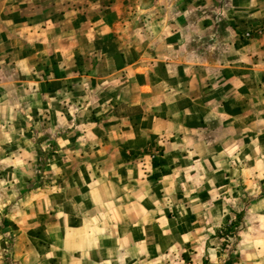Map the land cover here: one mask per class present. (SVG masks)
<instances>
[{
  "label": "rangeland",
  "instance_id": "1",
  "mask_svg": "<svg viewBox=\"0 0 264 264\" xmlns=\"http://www.w3.org/2000/svg\"><path fill=\"white\" fill-rule=\"evenodd\" d=\"M72 47L0 74L27 85L0 105L2 163H27L0 184L27 232L17 252L0 210V264H51L74 213L108 264L115 247L123 264H264V0H127L109 59Z\"/></svg>",
  "mask_w": 264,
  "mask_h": 264
},
{
  "label": "crops",
  "instance_id": "2",
  "mask_svg": "<svg viewBox=\"0 0 264 264\" xmlns=\"http://www.w3.org/2000/svg\"><path fill=\"white\" fill-rule=\"evenodd\" d=\"M126 2L127 0H114V2L108 0H0V74L17 76L19 77L17 81L20 82V77L31 75V72L20 68L23 63L27 64V61L42 60L44 53H51V57L56 44L74 45L72 49H64L67 52L66 55L64 53L60 54L64 58L70 56L69 58L74 59L77 56L83 60L96 58L103 61L109 59L110 55H107L103 48L110 40V33L116 26L117 20L122 14V6ZM112 41L117 42L115 39ZM14 60L16 63L19 61L18 69L12 63ZM34 67L37 71V62ZM25 83L11 85V81H9L0 84V105L5 103L7 106H13L12 101H15L16 98H14L12 92L17 91L18 95L23 92L26 93L27 85ZM2 91L10 94L2 96ZM11 115L16 116V112L12 108ZM21 154L19 151L16 154L9 153L8 159L10 161L8 164H3V158L0 157V184L7 180L4 172H7L8 176L9 173L24 170L23 165L27 166L26 159L24 160L25 154L23 153V156ZM16 161H18L17 164L14 163ZM210 168L215 173H218V170L222 172L225 169L231 175L230 165L227 169L226 167L222 169L219 165H212ZM222 176L224 177V175ZM225 179L227 180L226 184L231 189L230 176L228 175ZM5 189L9 191V185L5 184L2 192ZM214 192L215 195L213 196L217 202L224 201L222 191ZM210 194H213V191H210ZM210 194L207 193V195ZM22 199L12 198L8 196L6 191L0 194V210L4 212L2 215L16 222V229L19 233L18 238H20L17 252L24 251L21 241L27 232L23 230L21 221L19 223L21 216L19 208L14 209L11 205ZM68 202V205L72 204L74 206L75 204L74 199H70ZM18 204L21 203L18 202ZM79 220L80 217L76 213L67 215V231L61 240L62 247L56 250L57 259L53 260L51 264H108L110 261H106L104 256L106 249L104 245L105 231L100 228L91 231L87 228L78 227ZM130 231L133 233L135 229L130 228ZM114 235H119L117 229H114ZM120 235L122 236V233ZM54 236H57L56 239L59 240V229L55 230ZM121 242L122 239L114 246L121 244ZM65 245L68 247L66 248ZM208 250L215 252L218 247L208 248L207 252ZM117 251L118 249L115 247L114 257L118 260L115 259L114 264H123L124 261L120 255H117ZM80 255L84 256L82 262L76 261L75 263ZM71 256L75 258L72 259L74 262L70 260Z\"/></svg>",
  "mask_w": 264,
  "mask_h": 264
}]
</instances>
